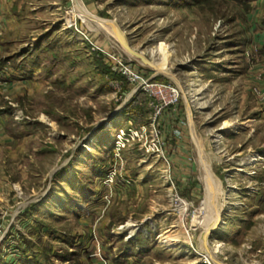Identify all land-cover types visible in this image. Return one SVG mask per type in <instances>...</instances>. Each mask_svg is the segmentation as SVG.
Returning a JSON list of instances; mask_svg holds the SVG:
<instances>
[{
	"label": "rangeland",
	"instance_id": "obj_1",
	"mask_svg": "<svg viewBox=\"0 0 264 264\" xmlns=\"http://www.w3.org/2000/svg\"><path fill=\"white\" fill-rule=\"evenodd\" d=\"M250 1L76 0L100 25L75 0H0V264H217L206 243L264 264ZM115 58L178 102L161 108ZM207 182L223 205L209 234Z\"/></svg>",
	"mask_w": 264,
	"mask_h": 264
},
{
	"label": "built area",
	"instance_id": "obj_2",
	"mask_svg": "<svg viewBox=\"0 0 264 264\" xmlns=\"http://www.w3.org/2000/svg\"><path fill=\"white\" fill-rule=\"evenodd\" d=\"M258 50L257 46H254L253 50H247L249 57L254 56ZM115 65V69L124 75L130 83L138 86L139 89L147 95L157 98L159 102H161V108L178 102L180 91L173 83L159 82L153 80L152 78H148L133 64L123 62L119 58H115ZM9 69L10 61H7L3 64L2 69L0 68V81L2 80V82H6V71ZM258 79L264 80V75H260ZM253 91L261 100H264V87H262L258 82L255 84L253 83ZM2 236L3 230L0 228V238H2Z\"/></svg>",
	"mask_w": 264,
	"mask_h": 264
},
{
	"label": "bare ground",
	"instance_id": "obj_3",
	"mask_svg": "<svg viewBox=\"0 0 264 264\" xmlns=\"http://www.w3.org/2000/svg\"><path fill=\"white\" fill-rule=\"evenodd\" d=\"M74 6L75 8L78 10H81V11H84L86 12L89 16H91V18L93 20L96 21V23L98 22L100 25L103 24L102 20H100L96 15L94 14H89L86 10V8L84 7H81L80 4H78L75 0L74 2ZM168 57H169V54L168 52H165L164 53V58H165V61L163 62V68L166 69V62L168 60ZM139 58V57H137ZM140 59V58H139ZM214 189V185L211 184V183H208L207 182V191H208V195L209 197L203 202V204L201 205V208L199 209L200 211H204V209L206 210V215L204 214L203 215V222L205 224V228H206V232L209 234V231L218 226L219 222H220V214L222 212V208H223V205H222V202L220 199H218L215 202H213V200L211 199L210 197V192H212ZM188 204L187 203H184L182 205V210L185 211L187 210L188 208ZM202 211V212H203ZM207 234V235H208ZM163 241L164 242H168V240L164 237L163 238ZM220 251V248L218 245H215V247H212V246H209L207 243L205 244L204 246V249L200 251V254L202 256H204L206 259H209V260H212L213 262H216L217 264H222L221 262L218 261V258H217V253Z\"/></svg>",
	"mask_w": 264,
	"mask_h": 264
},
{
	"label": "crops",
	"instance_id": "obj_4",
	"mask_svg": "<svg viewBox=\"0 0 264 264\" xmlns=\"http://www.w3.org/2000/svg\"><path fill=\"white\" fill-rule=\"evenodd\" d=\"M249 7L248 17L250 20L254 22L255 33V41L254 46H257L259 50L263 53V62H264V0H251ZM258 57V56H257ZM263 69V68H262ZM260 70V72H264V70ZM258 72V71H257ZM257 72L255 76L257 77ZM254 76V77H255ZM262 87H264V80L258 79L256 80ZM255 83V82H253Z\"/></svg>",
	"mask_w": 264,
	"mask_h": 264
},
{
	"label": "water",
	"instance_id": "obj_5",
	"mask_svg": "<svg viewBox=\"0 0 264 264\" xmlns=\"http://www.w3.org/2000/svg\"><path fill=\"white\" fill-rule=\"evenodd\" d=\"M57 171V169L53 170L52 174H54ZM217 227V226H216ZM216 227L212 228L209 233H211Z\"/></svg>",
	"mask_w": 264,
	"mask_h": 264
},
{
	"label": "trees",
	"instance_id": "obj_6",
	"mask_svg": "<svg viewBox=\"0 0 264 264\" xmlns=\"http://www.w3.org/2000/svg\"><path fill=\"white\" fill-rule=\"evenodd\" d=\"M155 80H159V79H156V78H154ZM159 81H161V80H159Z\"/></svg>",
	"mask_w": 264,
	"mask_h": 264
}]
</instances>
